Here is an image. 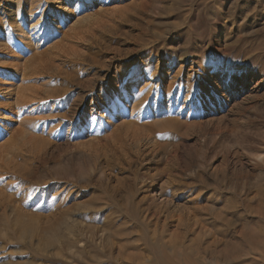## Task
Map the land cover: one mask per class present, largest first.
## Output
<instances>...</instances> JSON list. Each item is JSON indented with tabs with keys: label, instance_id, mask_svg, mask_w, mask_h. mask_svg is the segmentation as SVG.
<instances>
[{
	"label": "rangeland",
	"instance_id": "1",
	"mask_svg": "<svg viewBox=\"0 0 264 264\" xmlns=\"http://www.w3.org/2000/svg\"><path fill=\"white\" fill-rule=\"evenodd\" d=\"M30 1L0 0V42L43 21L22 101L0 76V264H264V0Z\"/></svg>",
	"mask_w": 264,
	"mask_h": 264
},
{
	"label": "bare ground",
	"instance_id": "2",
	"mask_svg": "<svg viewBox=\"0 0 264 264\" xmlns=\"http://www.w3.org/2000/svg\"><path fill=\"white\" fill-rule=\"evenodd\" d=\"M67 2L68 1H70V0H66ZM76 2H78V1H80V0H75ZM18 2V1H17ZM81 3H82V5H81V7L80 8H77L76 9V11H78L79 12V10H81L82 8H84V7H87V6H101V5H104L105 4V2H104V0H83V1H80ZM37 3L36 2V0H31L30 1V3H29V5H32L33 4V6L35 5V4ZM62 4H64V1L63 0H57L56 1V6L50 11V13H49V16H48V18L49 19H51V20H49L48 19V21H44V23L46 24L47 22L49 23V24H47V25H50V24H52V25H54V27H58L57 25H62V23H64L63 21L64 20H62V16H61V13L59 12L60 10H58V8L62 5ZM78 4V3H77ZM33 6H31V7H33ZM36 6V5H35ZM38 6V5H37ZM30 7V6H29ZM21 7L19 6V4L18 3H16L15 2V7L13 8V7H11V8H9V9H6L7 10V12H6V17L7 18H9V23H7V24H11V26H12V36H10L9 38H8V40H7V44L5 43V40H4V43L6 44H4L3 42H0V49H3V50H0V52L1 51H3V52H1V55H2V58L0 59V76L2 77V81L4 82V83H6V85H9L10 87H11V89H12V87H13V89L15 90H17V92H15V93H17L16 94V96H15V99H16V102L18 103V100L19 101H22L21 100V98H23L24 97V95H25V90H26V87H25V84H24V82H25V74L23 73H21V74H19V72H17V69L19 68H17V65H11V66H9V65H7L8 63H6L4 60H6V56L8 57V55H10L9 54V48L7 47V46H11V48H13V47H15V48H18V45H19V43L21 44V46H24V51L22 52V53H26L27 51H28V49L29 48H31V46H30V44H32L33 43V41H34V43H35V41L37 42L38 41V39H37V37H41V33L40 34H36L37 33V28L38 27H40V26H42V24H43V21H42V17H40L37 21H35V23H32L31 25H29V24H27L26 23V13H23L22 12V10L20 9ZM35 9V8H34ZM32 12V11H31ZM36 12V11H35ZM77 12V13H78ZM81 12H82V10H81ZM75 15H76V13H74V12H67V18H66V20H65V22L67 21V20H72L73 18H75ZM61 16V17H60ZM61 21V22H60ZM79 21V20H78ZM67 23V22H66ZM27 24V25H26ZM11 26H9V27H11ZM0 27H2V26H0ZM45 27V26H44ZM29 28V30H27ZM1 29V28H0ZM1 31L2 30H0V36H1ZM25 31H31V34H29V32H28V38H26L25 37ZM32 31H34V32H32ZM44 31H42V35H45L46 34V32L44 33ZM48 33V32H47ZM11 34V33H10ZM16 37V38H15ZM21 37H23V39H21V41H20V38ZM25 37V38H24ZM0 38H2V36L0 37ZM6 39V38H5ZM40 39V38H39ZM41 39H44L43 38V36H42V38ZM1 40V39H0ZM23 40V41H22ZM3 41V40H2ZM43 42V41H42ZM38 43L40 44V42L38 41ZM38 45V44H37ZM53 47V46H52ZM34 49H36V48H34ZM21 53V54H22ZM23 55V54H22ZM45 55V54H44ZM37 56V55H36ZM35 56V57H36ZM21 57V56H20ZM39 57V56H38ZM17 58V57H16ZM68 58V57H67ZM38 59V58H37ZM182 59V58H181ZM21 60V59H20ZM2 61H4L5 63H3L2 64ZM19 61V60H18ZM36 61V60H35ZM11 62V61H10ZM30 62V61H29ZM33 62V61H32ZM10 64V63H9ZM30 64V63H29ZM39 64V63H38ZM10 67L12 68V69H10ZM17 68V69H16ZM24 68V67H23ZM144 70V69H143ZM141 73V72H140ZM142 76L141 75H138V76H136V77H134V78H132V80H131V82H126V83H124L123 84V88H125V89H127L126 90V92L124 93V95H125V100H127L126 102H129L130 104H132L133 105V107H132V111L134 110L133 108L135 107V108H138L142 103H143V100H140V94L139 93H141V90L145 87H149L150 85L148 84V83H144V85H143V87H141V88H135V87H137V84L140 82V81H142ZM151 79V78H150ZM144 80V79H143ZM234 80V79H233ZM19 82V84H14L15 82ZM150 81V80H149ZM152 81V80H151ZM237 81L236 80H234L232 83H231V85H229V87L227 86H225V88H223L222 89V92L220 93V94H218L219 95V98H220V100L221 101H226V102H233L234 103V101L236 100V99H233V100H231L230 99V96H228L229 94H231L232 92H231V90H235V92L234 93H232L233 95L235 94V96L237 95V87H238V84L236 83ZM243 84V83H242ZM226 85V84H225ZM153 86V85H152ZM151 87V86H150ZM4 89V88H3ZM121 89V88H120ZM148 89V88H147ZM146 89V90H147ZM5 90V89H4ZM148 92V91H147ZM119 93V92H118ZM246 93H248V96H247V98L248 99H252V97H253V94L250 92V91H248V92H246ZM117 94V93H116ZM115 94V95H116ZM121 94H123V93H121ZM142 94V93H141ZM244 93H243V91L241 90V94H240V96L239 97H241L242 95H243ZM8 95V94H7ZM18 95V96H17ZM113 95V94H112ZM31 96V95H30ZM52 96V95H51ZM145 96H148V95H145ZM234 96V97H235ZM121 97V96H120ZM100 98V97H99ZM99 98L97 97V98H95L94 100L93 99H91V104L89 105V106H87V109H85L84 111H90V110H93V108L94 107H96L95 105H98L100 102L102 103V102H104L103 103V105L105 106L106 105V103H107V101L108 100H104V101H100L99 100ZM211 98L212 97H210V96H204L203 97V100L200 102V104H202L203 106H207V107H209V113H214L215 112V108H213L214 106H209L208 105V102H210V101H213V100H211ZM244 98V97H243ZM15 99L13 100V103L15 104ZM102 99V98H101ZM108 99V98H107ZM206 99V100H205ZM208 100V101H207ZM110 101V100H109ZM118 102V101H117ZM12 104V103H11ZM117 104V103H116ZM196 104V103H195ZM198 104V103H197ZM102 105V104H101ZM129 106V105H128ZM240 106V104L239 103H234L233 104V109L234 108H237V107H239ZM17 108V107H16ZM18 109V108H17ZM115 109V108H114ZM117 109V108H116ZM118 110V109H117ZM117 110H115V111H117ZM120 111V110H119ZM230 111V110H229ZM88 112H85V114L86 113H88ZM121 112V111H120ZM122 113V112H121ZM140 114V113H139ZM131 115V114H130ZM1 116H3L2 114H1ZM212 118V117H211ZM210 118V119H211ZM121 120V119H120ZM135 120V119H134ZM84 121H86V120H84ZM86 123V122H85ZM84 123V124H85ZM129 123H131V122H129V121H121V125H127V124H129ZM231 126V125H230ZM83 127H84V125H82L81 124V129H83ZM85 128V127H84ZM226 128V127H225ZM233 128V127H232ZM86 129V128H85ZM3 159V158H2ZM3 162V161H2ZM4 163H5V161H4ZM3 163V165H6V164H4ZM3 165H2V167H3Z\"/></svg>",
	"mask_w": 264,
	"mask_h": 264
}]
</instances>
